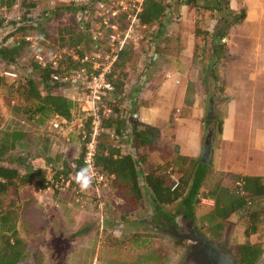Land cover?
<instances>
[{
  "label": "trees",
  "instance_id": "obj_1",
  "mask_svg": "<svg viewBox=\"0 0 264 264\" xmlns=\"http://www.w3.org/2000/svg\"><path fill=\"white\" fill-rule=\"evenodd\" d=\"M78 3L66 5L65 8L76 13L78 9L85 7L84 3ZM16 4L22 10L20 17L6 21L12 28L3 34L0 40V58L8 67L7 70L18 69L22 50L32 44L26 40V36H37L40 42L38 45L48 42L51 47L55 44L73 47L82 45V48L87 50L90 44L98 42L103 49L105 48L106 36L94 35L90 21L84 27L77 25L72 28H54L47 23L51 19V13L55 14L56 7L45 10L42 15L34 16L32 14L36 6L34 0H0V7L4 10H11ZM180 5L196 10L218 12L220 23L214 32L201 29L197 21L193 30L194 37L203 42L210 36V46L203 50V54L207 60L212 59L210 68L213 77L217 79L215 67L218 62L228 57L223 39L231 25L241 23L245 19L246 10L243 7L237 12L234 11L229 6V0H145L141 23L144 26H155L153 37L158 38L166 29L163 20L166 12ZM3 22L4 19L0 18V27ZM107 33L108 30L105 34ZM81 52L79 49L80 56ZM133 52V44H126L107 77L113 83L114 90L102 100L99 109L103 130L97 145V167L102 173L111 176L109 185L128 207L140 206L145 202L149 213L157 218L158 222L179 213L195 219L197 206L201 203L200 198L212 200V204H205L208 206L200 215L208 230L207 233H202L220 245L219 240L222 238L225 222L232 215H236L246 222L243 229L244 238L234 244L232 251L224 250L246 264H261L264 254V227H261L264 218V194L261 185L263 177L219 172V178L211 185H207L206 192H203L202 188L210 173L211 160L178 155L171 162L148 165L147 169H142L147 163L150 151L158 147L160 129L156 125L140 121L134 117L135 111L131 112L126 108L125 101L128 95L125 93L124 68ZM154 54L155 52L151 54L150 62L154 61ZM201 58L205 60L203 55ZM29 64L30 74L20 75L10 84L17 96L15 104L12 105V112L17 116L15 120L18 126L26 122L24 116H19L20 105L26 103L30 104L28 108L30 113L37 114L35 121L42 123V126L48 125L54 113L71 119L75 106L65 91L69 87L68 83L54 81L51 76L53 73L64 76L78 70L84 64L70 57H66L56 67L48 61L41 64L35 57H32ZM6 78L8 77L3 73L0 74V88L6 83ZM104 107L109 108L110 113H104ZM208 116L210 117H205V121L212 125L214 135H221L223 117L214 112ZM43 135L45 136L44 132ZM24 137L25 130L21 128L0 130V264H39L34 256H26V245L18 234L19 212L14 201L4 202L6 194H17L21 186L30 183L36 176L38 177L34 181L41 188L45 187V172L32 169L27 160L28 154L23 156L14 151L16 144ZM126 142L130 143L131 147L127 152L123 150V144ZM83 153L84 143L80 141V152L76 157L64 159L57 165L48 158L44 160L49 163L54 173L61 169L65 173L73 172L76 175L84 166ZM70 163L75 164L73 169ZM172 175L178 180V185L174 188ZM240 178L245 182L244 194H239L234 186V182ZM257 199L263 201V206L256 205ZM175 203H178L179 208L174 212L168 210V207ZM126 240L132 249H141L146 244H151L148 237L137 232L130 234ZM173 240L177 245L185 243L183 240L175 238Z\"/></svg>",
  "mask_w": 264,
  "mask_h": 264
},
{
  "label": "rangeland",
  "instance_id": "obj_2",
  "mask_svg": "<svg viewBox=\"0 0 264 264\" xmlns=\"http://www.w3.org/2000/svg\"><path fill=\"white\" fill-rule=\"evenodd\" d=\"M36 2L35 8L32 10L34 16L42 15L45 10L57 8L55 14L51 13V19L48 20V25L54 26V28H72V26H77V22L72 10L65 8L66 5L76 4L74 0H34ZM73 2V3H72ZM229 6L234 11H239L241 8H245L246 17L238 24L231 25L227 30L226 36L223 39L225 41V50L228 57L220 62L215 67L218 72V83L209 80L211 85V90L213 92L210 94L213 98V105L217 111L223 115L227 109L229 101L231 104L234 103L233 100H237V105H245L246 107L252 108L254 110L256 106H262L264 102L259 100V97L264 95V0H229ZM21 8L16 4L11 10H4L0 7V18L4 19L3 25L0 27V40L3 34L9 32L11 25H7L6 21L8 19H18L21 14ZM57 13V15H56ZM219 14L215 11H206L201 9H194L185 6L183 11L179 14L172 12L170 9L166 12L163 20L166 23V29L163 30L161 36L163 39L158 45V41H154L151 33H155L154 26H146L142 28L141 35L142 38L139 40L138 44H133V53L130 59L126 62L124 72H125V88H133L145 85L143 93L146 95L145 99L142 100V104L146 106L154 105L157 98V86L158 79L160 75H163L161 66L164 63V58L162 54L175 53L180 56L185 47L190 48L194 43L195 55L191 61V76L193 78H200L203 75L206 78L205 73L201 74V62L207 61L203 50L210 46V36L206 41H202L193 36V29L195 21L201 29L208 30L210 33L214 32L219 26L218 20ZM152 31V32H151ZM34 37L33 43L30 46H26L20 55L19 66L16 70L18 76L24 74H30V61L32 57L38 60L42 58L43 60H48L57 44L51 45L48 42L38 45L39 38ZM36 37V38H35ZM158 52L161 56L154 59V62H150V56L152 53ZM203 55V59L201 58ZM154 58V57H153ZM191 60L189 56V61ZM212 59L209 58V62ZM208 65V62H205ZM7 66L4 61L0 58V74L7 70ZM14 83L12 79L6 78V83L0 88V130H15L21 128L25 130V137L22 138L14 149L17 154L25 155L28 154L27 160L32 169H40V167H35L31 161L36 157L48 158L54 161V164H60L62 159L74 158L80 152V139L76 132L69 134V140L66 139L65 132L52 131L49 129L48 125L42 126V123H37V114L30 113V104L20 105L19 116H24L26 122L22 126H18L16 123L15 116L12 112V105L15 104L17 96L14 93L13 88L10 84ZM205 83V82H204ZM199 92L201 91L200 84L198 83ZM130 86V87H129ZM70 96L74 95L71 90H65ZM201 93V92H200ZM250 99L254 100L250 102ZM249 101L248 103H246ZM19 103V102H18ZM245 107V108H246ZM236 107L233 108V115H236ZM229 126V123H228ZM231 126L235 127L236 131L241 129V122L236 117L232 121ZM43 132L45 136L43 135ZM234 131L230 132L233 136ZM258 134V133H257ZM253 134L252 131H243L240 133V141L236 143L237 138L233 142H227L230 151L233 154H238L239 159L244 158L249 152L251 155L258 157L255 148H250L245 150L244 145H249L251 137H255L256 141L263 142L264 139L261 136ZM217 134L213 135L212 138V152L214 147H216L220 140ZM242 145V146H241ZM128 151V149H126ZM170 150L162 153L158 150V147L151 150L147 158V163L142 167L143 170L149 166L159 163V158L162 157V162H171L172 157ZM164 154V155H163ZM255 157V158H256ZM26 160V159H25ZM26 163V161H25ZM161 163V162H160ZM173 164V163H171ZM34 167V168H33ZM174 168H176L174 166ZM22 170V168L20 169ZM180 170V169H177ZM210 173L203 186L202 191L206 192L207 185H211L218 178V172H213L210 169ZM176 172V171H175ZM38 176L33 178L36 180ZM73 185L77 189V193L73 190H67L60 193L63 197L58 198V192L47 191V194L42 197L49 209L53 208L54 212L62 211L65 204L67 207L68 215L62 216V212L54 214L58 217L60 222H70V223H80L81 222V189L73 180ZM92 204L94 213L90 215L87 219L89 222L98 223L103 225L105 229L103 230L104 240L107 243L103 244L101 249V254L97 260L92 264H183L182 260L187 250V243H182L177 245L174 243V237L166 232L156 230L154 226L157 224L158 220L152 217L149 213V209L145 202L140 206L133 208L128 207L120 196L117 195L115 190L109 185L102 190L101 197H96L92 191ZM203 196V195H202ZM10 200L14 201L15 207L17 208V203L21 202L17 194L8 193L4 197V202ZM42 201V204L44 202ZM26 202V208L30 205L28 201ZM100 202H102L101 205ZM21 205V203H19ZM19 205V206H20ZM257 206H263V201L257 199ZM32 206V205H31ZM30 206V207H31ZM204 203H200L196 209L195 223L198 229L207 233V227L201 220V213L206 210ZM179 208L178 203L170 205L168 210L174 212ZM29 213H33L34 210L29 209ZM50 214L52 212L47 210ZM65 214V212H64ZM36 213H34V216ZM37 215H40L37 213ZM49 221V220H47ZM56 222V219H53ZM246 222L243 219L238 218L236 215H232L224 224L222 230V238L219 240L220 247L232 251L235 243L243 240V229ZM261 227H264V218L261 222ZM109 229V231H108ZM119 230L118 242L113 244L112 247L115 249L113 251L117 252V256L122 261H117V256L110 254L112 251L110 249L109 239H113L109 236H115L113 230ZM142 233L144 236L151 240V244H146L140 250L128 248V243L121 238L126 237L131 233ZM118 248V249H116ZM263 248H264V238H263ZM126 255L122 256V254ZM116 260V261H115ZM264 261V254L261 258Z\"/></svg>",
  "mask_w": 264,
  "mask_h": 264
},
{
  "label": "crops",
  "instance_id": "obj_3",
  "mask_svg": "<svg viewBox=\"0 0 264 264\" xmlns=\"http://www.w3.org/2000/svg\"><path fill=\"white\" fill-rule=\"evenodd\" d=\"M184 7L185 5H180L171 11L179 14L183 11ZM154 34L153 32L151 33V38L154 41L157 40L158 45H160L163 36L156 38L153 37ZM192 44L190 48L185 47L180 56H177L175 53L169 56L162 54V58H164V63L161 66L163 75H160L158 79L157 98L154 105L146 106L142 104L141 99H145L146 97L143 93L145 85L139 87L137 85L125 91L128 95L125 101L126 108L131 112L135 111L134 117L140 121L159 127L160 137L158 150L164 153L168 147L171 151L172 159L178 155L186 158L200 157L205 160H211L210 169L212 168L213 172H229L242 176L264 177V141H256L255 137H251L250 141L248 140L249 145H244L243 147L245 150L255 148L258 157L251 155L249 152L241 159H239L238 154H233L230 151L229 145L227 144L228 141L233 142L236 138V143L238 144L240 141V133L243 131H252L254 135L258 133L257 136H261L264 139V103L262 106H256L252 111L250 110L252 109L250 106H244L245 103L243 106H239L237 105V100H233V104L229 101L227 109L221 115L213 105V98L210 95L213 90H211L209 83L210 79L218 83V70L215 69V74L217 75V79H215L211 72L210 62L203 60L208 62V65L205 62H201L200 67L201 74L204 72L206 78L203 75L198 79L193 78L190 68L192 65L191 61L195 55V47L193 42ZM158 56H161V54L155 52L153 57L156 59ZM189 56L191 58L190 61ZM197 80L201 87V93L198 89ZM259 100L264 102V95H261ZM253 101L250 99V102ZM234 107H236V115H233L232 112ZM212 112L218 114L219 117H223L222 133L218 135L220 137L219 144L214 147L213 152L211 147L210 154L206 155L204 139L208 129L211 128L213 130V127L211 124L206 123L205 117L209 118L210 116L208 115ZM236 116L242 124L239 131H236L235 127L231 126ZM231 131H234L233 136L230 135ZM174 147H176L175 151ZM126 149L128 151L131 150L130 143L128 142L123 144V150L125 152H127ZM65 159L69 160L72 158ZM161 159L162 157L159 158V163H162ZM46 164L49 165V163ZM72 164L70 163V165ZM92 191V187L87 191L81 190V222L63 223L60 222L59 214L58 217L54 216V214L62 212V216L68 215L69 213L65 204L62 211L54 212L55 210L53 208L49 209L50 207H47L42 199L47 194V191L41 188L35 181L21 186L18 190V197L21 200L19 203L21 205L17 203L19 212L17 229L19 237L26 245V256H34L36 262L39 264H92L97 260L101 254L103 244L106 245L107 243L102 234L105 227L87 220L94 213L91 202ZM62 197L58 193V198ZM25 201L30 202L28 209L26 208ZM42 201L44 204H42ZM30 208L34 210L33 213H29ZM47 210H50L52 214ZM34 213H36L35 216ZM37 213L40 215H37ZM54 218L56 222H53ZM112 232L114 234V230ZM114 235L109 236L113 238L109 239L110 249L112 251L110 254L117 256L116 253L120 249L116 250L117 252L113 251L115 249L112 245L118 242V238H115L118 236L116 234ZM129 235L121 238V240H124L126 243L129 242L126 240ZM128 248H130L129 243ZM124 255L126 253L122 254V256ZM116 260L122 261L118 256Z\"/></svg>",
  "mask_w": 264,
  "mask_h": 264
},
{
  "label": "built area",
  "instance_id": "obj_4",
  "mask_svg": "<svg viewBox=\"0 0 264 264\" xmlns=\"http://www.w3.org/2000/svg\"><path fill=\"white\" fill-rule=\"evenodd\" d=\"M77 3H84V8L74 13L76 22L81 27L90 21L92 22V33L99 37L106 36L105 48L98 43L90 44L87 50L81 46H57L52 56L46 60L53 67L66 57L72 60H80L84 65L60 76L52 74V80L68 83V90L74 92L73 96L67 94L74 102L72 118L67 119L58 113H54L48 122V127L52 131L63 130L66 139L69 140V134L76 132L80 141L84 143V153L82 156L83 165L92 167L96 172V178L92 186L96 197H101L102 190L109 186L111 176L102 173L96 165L97 145L101 127L100 107L102 100L113 90V83L108 80L113 65L118 59L120 51L126 44H136L142 38L141 30L146 27L141 23V14L145 0H74ZM108 30V33L106 31ZM110 31V32H109ZM34 37L26 36V40L33 43ZM36 38V37H35ZM81 49V56L78 51ZM43 64L45 60L39 59ZM5 76L14 80L18 74L14 70H5ZM104 113H110L109 108L104 107ZM35 167H40L44 172V190L50 192L62 193L67 190H73L77 193L73 185L75 174L73 172L65 173L61 169L54 173L52 167L46 164L43 157H36L32 160ZM73 169L75 164L70 165ZM173 188L178 185V180L174 175ZM245 182L238 179L234 186L239 194H244ZM262 192L264 194V177L262 179ZM201 203L212 204V200L201 197ZM100 202L99 205H101Z\"/></svg>",
  "mask_w": 264,
  "mask_h": 264
},
{
  "label": "water",
  "instance_id": "obj_5",
  "mask_svg": "<svg viewBox=\"0 0 264 264\" xmlns=\"http://www.w3.org/2000/svg\"><path fill=\"white\" fill-rule=\"evenodd\" d=\"M212 138L213 130L210 128L204 139L206 155L211 152ZM189 222L190 225L182 233H175L173 231L176 229L174 226L171 227L170 231L163 230V232L174 235V238L182 239L189 243L182 260L183 264H246L199 231L193 219ZM261 264H264V261Z\"/></svg>",
  "mask_w": 264,
  "mask_h": 264
},
{
  "label": "flooded vegetation",
  "instance_id": "obj_6",
  "mask_svg": "<svg viewBox=\"0 0 264 264\" xmlns=\"http://www.w3.org/2000/svg\"><path fill=\"white\" fill-rule=\"evenodd\" d=\"M191 219H193L195 221V219L193 217L186 215V214H183V213H179V214H175L174 216H172V218L163 219L161 222H157V224L154 226V228L156 230H160V231H163V230L164 231L165 230L170 231L171 227L174 226L176 228L175 230H173L175 233H182L190 225L189 221ZM195 225H196V223H195ZM196 227H197V225H196ZM168 234L171 235L170 233H168ZM171 236L175 237L174 235H171ZM175 239H178V238H175ZM178 240H182V239H178Z\"/></svg>",
  "mask_w": 264,
  "mask_h": 264
},
{
  "label": "clouds",
  "instance_id": "obj_7",
  "mask_svg": "<svg viewBox=\"0 0 264 264\" xmlns=\"http://www.w3.org/2000/svg\"><path fill=\"white\" fill-rule=\"evenodd\" d=\"M95 178V170L88 165L81 167L75 175L76 183L82 191H87L90 189L93 186ZM114 234L119 235V230H114Z\"/></svg>",
  "mask_w": 264,
  "mask_h": 264
}]
</instances>
